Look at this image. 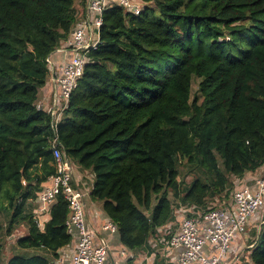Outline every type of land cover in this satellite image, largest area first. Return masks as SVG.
<instances>
[{"label":"trees","instance_id":"16d2710c","mask_svg":"<svg viewBox=\"0 0 264 264\" xmlns=\"http://www.w3.org/2000/svg\"><path fill=\"white\" fill-rule=\"evenodd\" d=\"M77 1L85 9L86 0H0V234L24 225L15 246L29 252L3 264H50L73 241L62 194L43 228L34 207L55 172L38 93ZM132 1L146 5L137 16L116 4L103 11L58 125L66 156L93 174L89 195L129 250L144 248L174 205L204 208L264 169V0ZM179 160L198 172L186 187ZM248 242L249 264H264V223Z\"/></svg>","mask_w":264,"mask_h":264},{"label":"built area","instance_id":"2783aa9c","mask_svg":"<svg viewBox=\"0 0 264 264\" xmlns=\"http://www.w3.org/2000/svg\"><path fill=\"white\" fill-rule=\"evenodd\" d=\"M115 4L136 16L141 12V6L132 0H86L84 14L77 19L68 38L46 59L51 91L50 103L45 111L50 116V150L55 172L47 178L38 193L34 213H49L56 196L62 194L69 207L67 230L74 241L69 256H57L50 264H103L109 255V243L87 220V192L79 187L74 178L73 162L63 150L58 136V125L65 115L70 95L83 73L87 54L90 49L97 47L103 11ZM53 53L63 55V61H57L52 57ZM37 104L39 108H43L39 102ZM230 194L231 206L223 202L219 206L207 208L190 206L193 210L183 217L178 230L167 240L169 249L179 251L178 264L236 263V259L231 257L230 263H224L223 259L230 252L231 244L245 233L249 220L258 211H264V171L254 180L253 186L245 185L233 189ZM37 223L39 224L38 221ZM101 229L116 232L117 228L113 222L108 221Z\"/></svg>","mask_w":264,"mask_h":264},{"label":"crops","instance_id":"0c3cea01","mask_svg":"<svg viewBox=\"0 0 264 264\" xmlns=\"http://www.w3.org/2000/svg\"><path fill=\"white\" fill-rule=\"evenodd\" d=\"M75 9L78 19L84 14V8L77 1L75 3ZM52 57L56 58L57 61H63V55L53 53ZM50 91L51 85L48 79L46 87H43L39 90L37 98L39 104L42 105L43 109H45L46 106L50 103ZM263 171L264 169L259 168L256 171L246 173L243 177L239 179H234V186L237 188H240L245 185L253 186L254 180L259 177ZM73 172L74 178L78 183L79 187L85 192H87L85 195V209L89 224L94 229H96L99 234L103 238H105L106 241L109 243V255L107 257V260L103 264H178L177 258L179 251L177 249H169L167 240L173 233L178 230L183 217L188 212L193 210L190 206L183 207V209L181 205L178 208L174 207V217L168 223L157 228L156 232L152 237L149 238L148 244L144 248L129 250L120 243L116 232H110L108 230L101 229L102 225L110 220H108L103 213L102 202L93 200L89 195L93 183V174L88 170H82L76 164L74 165ZM223 203H226V205L231 206V197H229V199H227L226 201H223ZM178 212H183L185 213V215L183 213L177 214ZM35 214L38 217V226L40 228H43L44 223L48 219L49 213ZM261 214L262 210L258 211L249 220L246 228L247 230L245 231L246 233L238 236V238L231 244L230 252L223 259L224 263L232 262V260H230L232 258L236 259L234 261V263L236 262L235 264H249L247 258L248 254L247 252H245L247 251V249L251 248L248 247L249 245H251V243H247L249 241L247 239V231L249 228L259 229L261 227V225L263 224V218ZM26 230L27 228L25 227V231ZM253 239H256V237ZM73 247L74 241L69 246L65 247L63 251L59 250V258H66L67 256H69L70 252L73 250ZM206 249L209 250V247H207ZM244 253L247 254L245 255L246 257H244Z\"/></svg>","mask_w":264,"mask_h":264},{"label":"rangeland","instance_id":"374dc122","mask_svg":"<svg viewBox=\"0 0 264 264\" xmlns=\"http://www.w3.org/2000/svg\"><path fill=\"white\" fill-rule=\"evenodd\" d=\"M137 2H139L138 4L141 6V9L144 6H146V5L142 4V2H140V1H137ZM149 5H153V4L149 3ZM197 83H198V79L193 78L192 84H191L192 93H195L197 91ZM179 161H180L178 164L179 180H180L181 186L186 187L189 185V183L193 179L194 175H197L198 172L195 170H191L190 166L188 165V163H186V161H184V160H179ZM75 164L76 163L73 162V165H72L73 168H74ZM232 190H233V188L229 192H232ZM228 195H230V193H228ZM228 197L229 196H226V198H225L223 195L217 196L214 198L209 197L207 199V202H206V205L204 208L211 207V206H219L223 201H226L227 199H229ZM180 205H181L182 209H183V207H188L186 205H182V204H180ZM174 207L178 208L177 205H174ZM179 213H183V212H178L177 214H179ZM183 214L185 215V213H183ZM263 214H264V211L262 210L261 216H263ZM259 229L249 228L247 231V237H248L247 239L251 240V239L255 238L257 231ZM24 232H25V227H24V225L20 224V225H17V227L14 229L12 235H10V236L5 235L4 230L0 234V243L2 244V248H3L2 264L4 263V261L6 259L4 257H8L11 254L16 253L19 255H26V253H29L28 250L19 249L18 247L15 246L16 237L18 235H21ZM247 243H249V242H247Z\"/></svg>","mask_w":264,"mask_h":264}]
</instances>
